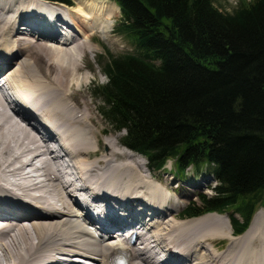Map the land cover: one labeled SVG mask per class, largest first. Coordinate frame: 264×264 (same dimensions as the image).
Instances as JSON below:
<instances>
[{
	"label": "bare ground",
	"instance_id": "bare-ground-1",
	"mask_svg": "<svg viewBox=\"0 0 264 264\" xmlns=\"http://www.w3.org/2000/svg\"><path fill=\"white\" fill-rule=\"evenodd\" d=\"M87 2L71 7L48 0H0V263L81 264L80 257H89L111 264L125 253L129 264H264V224L256 215L245 233L236 235L233 229L228 238H223V224H208L205 218L227 217L222 213L182 218L181 196L164 192L159 181L147 182L130 158L118 164L116 158L134 153L103 140L87 103L37 67L65 78L78 71L84 39L64 27L72 34L59 41V22L70 19L53 9L67 11L86 43L110 30L114 3ZM71 47L76 50L69 53ZM21 53L24 59L14 62ZM6 84L14 97L3 92ZM56 139L72 163L49 144ZM101 144L105 152L98 150ZM81 207L87 215H80ZM94 209L107 225L92 216ZM167 214L172 218L166 220ZM88 222L101 224L100 238Z\"/></svg>",
	"mask_w": 264,
	"mask_h": 264
},
{
	"label": "trees",
	"instance_id": "trees-1",
	"mask_svg": "<svg viewBox=\"0 0 264 264\" xmlns=\"http://www.w3.org/2000/svg\"><path fill=\"white\" fill-rule=\"evenodd\" d=\"M115 1L117 31L136 50L106 51L107 82L94 88L101 112L151 170L173 160L184 177L206 165L215 193L183 216L232 209L242 233L264 203V0L231 10L215 0Z\"/></svg>",
	"mask_w": 264,
	"mask_h": 264
},
{
	"label": "rangeland",
	"instance_id": "rangeland-1",
	"mask_svg": "<svg viewBox=\"0 0 264 264\" xmlns=\"http://www.w3.org/2000/svg\"><path fill=\"white\" fill-rule=\"evenodd\" d=\"M87 1L89 2V0H71L72 4H74L75 7H78L76 4L77 2H83V3L85 2L86 3ZM96 1L100 2V0H96ZM102 1H108L107 2L108 4H109V2L114 3V6H115L114 12L115 13L112 12V13H114V16H115L112 19V22L114 24H113V26H111L110 30L108 29L107 33L103 32L101 34H96V37H92V38L88 39L87 43H86V39H87L86 37L83 36L80 38V41H82L83 39L85 41L83 40L82 44L79 45V47H82L83 51L79 54V60H77L78 61V71L76 73H74L73 76L65 78L64 76H62L60 74L56 75V72L53 69H49V72H50V74H49L48 70L46 68H43L42 65H39L37 67L40 68V70L45 75H47L48 77H51L57 81H63V83H65L63 85L64 86L66 85L65 87L70 89V91L72 93L74 92V95L75 96L77 95V99H79L81 103H87L85 105L88 106L87 107L88 110L90 108V110L92 111V114H93L92 115L93 118L96 119V122L98 123V128H95V129L97 130V132L99 134L100 133L103 134L102 135L103 140H110L113 142H117L116 144L118 146L117 145L116 146L118 148H120L121 150H123L125 152H130V153L135 154L134 155V154H127L126 153L127 158L126 157H125V159L120 158L119 160L116 158V161L118 164L122 163L124 165V164L128 163L127 161L130 158L132 164L135 165L137 163L136 164L137 166L138 165L141 166V168L143 170V176L145 174L147 182H151L154 180H156L157 182L159 181L157 184L160 185V187H162V188L165 187L164 192H169V194L171 193V195L177 194V195L181 196L179 199V203L181 204V208H180L179 212L182 213V210L185 208V206L191 200H196L197 202H199V199H197L199 193H208L209 195L214 194L215 191L213 190V187L216 184V181H214L213 176L210 175L209 168L206 165L203 167L202 172L199 174L195 173L192 168H188V172L186 171V175L184 177H182L178 173V171L174 165L173 160H170L168 162V164L166 165V167L162 171L150 170L148 161L143 155H141L140 153H138L136 151L133 152V150L131 151V150H129V148H126L125 146H123L122 136L125 134V132L124 131H117L110 124V122L108 121L106 116H104V114L101 112L100 107L103 106V102L99 97L94 95V88L98 84H103V83L107 82V77L105 76V74L102 70V66H101V64L107 58V52L106 51L109 50L114 54H122V53L134 52L136 50V44L134 42H132L126 36L119 34L117 32V30H115L116 29L114 27V26H116L115 22L117 23L121 17V11H120L119 6L112 0H102ZM215 1L223 9L231 10L235 6L239 5V3L242 0H215ZM112 10H113V7H112ZM23 33H24V31H23ZM52 44L58 45V43H56V42L52 43ZM54 48L56 50L62 49L59 47H54ZM67 49L69 50V53H72L73 49L76 50V48H74V47L67 48ZM24 55H25V53L18 54L16 61L17 60H20V61L23 60L24 57H21V56H24ZM61 56L65 57L66 54H62ZM102 56H104V57H102ZM67 57H66V60H67ZM16 63L14 65L9 66L8 69L11 68L12 66H15ZM8 69H6V70H8ZM79 84H81V85H79ZM81 106L82 105L80 104V107ZM75 112H76V114H78L77 111H75ZM78 126H82V125H78ZM87 138H88V140L86 141V143H90L89 139H92V137H87ZM96 139H97V136H96ZM91 141L93 142V140H91ZM90 145L92 146L91 143H90ZM105 145L106 144H101L100 148L98 150L105 152L106 148H105V150H103ZM91 150H92V148H91ZM90 153H91V151H90ZM96 155L99 156V154H96ZM102 155H104V153H102ZM83 158L81 159L82 161H83ZM85 158L88 159L89 156H85ZM88 160L94 162L95 158H91ZM69 162L72 163L71 161H69ZM83 162H87V160H84ZM92 162H87V163L91 164ZM138 170L139 169H136V171H138ZM43 179L49 180L47 175ZM207 180L209 182H207ZM195 182H197L198 184H201L202 188L197 189L195 186H193L192 183H194V185H195ZM182 186H184L186 190ZM169 189H170V191H169ZM186 193H189L188 196L185 195ZM172 205H175V201L172 202ZM231 212H232V209H230L226 213L222 214V215L227 216V217H221L220 219H222V220L214 217L213 215L205 217V218H209L207 221L208 224H214V223L223 224V226H224L222 229L224 232L223 238L224 237L228 238L230 235V232L233 233L232 224H231L230 218H229V216L231 215L230 214ZM235 215L237 218L242 219V217L239 214H235ZM255 215L260 219V222L262 224H264V203H260L257 206L256 211H255ZM167 217L168 218L166 220L172 218L170 216V214H167ZM163 218H166V216H164ZM218 220H220V222ZM158 237H159V235H158ZM223 243L224 242H221L222 246L224 245ZM222 246L220 247V249H222ZM0 260H4V258L2 256V252L0 253ZM2 264H3V262H2Z\"/></svg>",
	"mask_w": 264,
	"mask_h": 264
}]
</instances>
